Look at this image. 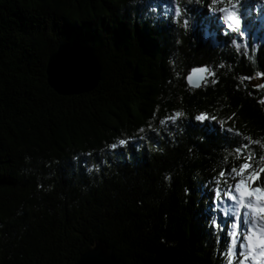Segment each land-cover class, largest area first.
<instances>
[{"label": "trees", "instance_id": "16d2710c", "mask_svg": "<svg viewBox=\"0 0 264 264\" xmlns=\"http://www.w3.org/2000/svg\"><path fill=\"white\" fill-rule=\"evenodd\" d=\"M234 2L0 0V264H77L97 242L120 264H228L219 173L245 143L264 168V0H239L230 31ZM65 43L99 53L95 91L51 90Z\"/></svg>", "mask_w": 264, "mask_h": 264}, {"label": "snow or ice", "instance_id": "6c2138e0", "mask_svg": "<svg viewBox=\"0 0 264 264\" xmlns=\"http://www.w3.org/2000/svg\"><path fill=\"white\" fill-rule=\"evenodd\" d=\"M192 2L193 0H189V3ZM212 2L215 3L216 0H212ZM194 3L200 5L202 0H194ZM240 7L239 0H235L231 9L220 8L217 13L218 16L222 14L224 26L230 31L233 30V26L235 28L242 26ZM208 10L213 11L211 7ZM180 15L181 9L177 7L176 16L179 17ZM184 23L187 25V20ZM224 35L227 37L230 32H225ZM230 42L234 44L235 40ZM220 67L223 68L224 65H220ZM207 71L206 66L193 69L191 74L187 76V83L194 87L205 86L203 81L193 85L192 76L197 72ZM213 75H215L214 72ZM260 102L264 103V101ZM181 115V113H177L176 117L172 118L173 121ZM195 119L199 122H205L216 118L201 114L197 115ZM224 131L231 133L232 129L229 128ZM236 135L238 136L239 133ZM247 139L245 137V140ZM123 143L124 141H121V144ZM248 147L247 143L235 147L238 154L237 159H242L243 162L219 173L220 177L225 178V183H228L229 179L233 183H228L227 190L223 193L220 188H217L212 199L214 211L218 210L216 208L217 202L223 203V198L231 200L236 205L231 209L230 214L227 211L222 213L225 220L224 224H221L215 216L210 220L211 228L217 237V243L223 244L225 247L228 264H237V261L239 264H264V180L261 179L264 176V168H254L251 154H246ZM260 159H264V157H260ZM217 183L219 184V181ZM186 194H188L187 190ZM225 236L227 241L224 240Z\"/></svg>", "mask_w": 264, "mask_h": 264}, {"label": "water", "instance_id": "95a60500", "mask_svg": "<svg viewBox=\"0 0 264 264\" xmlns=\"http://www.w3.org/2000/svg\"><path fill=\"white\" fill-rule=\"evenodd\" d=\"M207 73L209 69L207 72H197L193 75V85L204 82ZM46 74L48 85L58 96L69 98L87 95L95 91L100 84L102 76L100 55L93 48L65 43L58 47L53 55L51 54L47 61ZM77 264L120 263L108 246L97 242L96 246L81 255Z\"/></svg>", "mask_w": 264, "mask_h": 264}, {"label": "rangeland", "instance_id": "374dc122", "mask_svg": "<svg viewBox=\"0 0 264 264\" xmlns=\"http://www.w3.org/2000/svg\"><path fill=\"white\" fill-rule=\"evenodd\" d=\"M264 13V10H263ZM235 27V26H233ZM258 84L264 86V81L259 80ZM262 179V177H261ZM236 205L230 200L229 202L224 204L225 209H227L226 211L229 212V214L231 213V209L234 208Z\"/></svg>", "mask_w": 264, "mask_h": 264}]
</instances>
